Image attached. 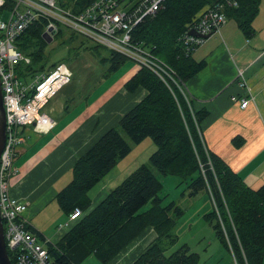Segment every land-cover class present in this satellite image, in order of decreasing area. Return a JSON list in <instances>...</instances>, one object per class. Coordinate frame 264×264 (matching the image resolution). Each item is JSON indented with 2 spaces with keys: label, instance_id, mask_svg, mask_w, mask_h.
<instances>
[{
  "label": "trees",
  "instance_id": "trees-1",
  "mask_svg": "<svg viewBox=\"0 0 264 264\" xmlns=\"http://www.w3.org/2000/svg\"><path fill=\"white\" fill-rule=\"evenodd\" d=\"M91 1L80 0L81 7ZM215 1L165 0L155 16L145 18L134 27L133 41L169 65L176 73L175 81L165 82L142 67L124 83L128 91L143 87L147 95L123 115L119 130L109 129L75 161L72 179L57 193V203L66 212L75 207L86 209L90 206L87 192L118 159L129 153L131 143L150 137L155 150L148 157L149 165H138L74 223L56 243V248L50 247L56 264H79L90 255L106 263L146 226L154 228L157 238L130 264H197L198 254L190 252L186 245L164 254L174 242L170 231L182 209L174 202L163 205L159 196L161 183L153 170L187 181L190 196L204 190L212 202V210L205 219L235 263L263 264L264 184L257 190L249 188L205 148L199 124L206 111L194 110L182 90V84L201 70L205 62L193 59L178 37L201 7ZM237 1V7L225 9L226 16L234 18L243 34L250 38L254 34L251 21L258 11L259 0ZM43 30L44 24L36 23L16 40L17 47L30 59L29 63L22 64L20 72H25L22 75L50 69L61 62L45 68ZM126 59L111 50L108 69L117 70ZM147 203L149 207L141 210ZM10 259L14 264L11 255Z\"/></svg>",
  "mask_w": 264,
  "mask_h": 264
},
{
  "label": "crops",
  "instance_id": "crops-1",
  "mask_svg": "<svg viewBox=\"0 0 264 264\" xmlns=\"http://www.w3.org/2000/svg\"><path fill=\"white\" fill-rule=\"evenodd\" d=\"M251 25L254 34L247 38L235 19L227 18L220 34H211L195 47L192 58L203 60L205 64L182 84V90L194 110L206 111L199 124L205 148L249 188L257 190L264 184V0H259L258 11ZM238 69H243L247 87L237 83ZM70 70L75 77L72 76L42 109L54 120L53 126L44 132L35 130L33 125L19 127L24 141L17 147L10 178L12 193L28 203L25 217L32 231L55 242V245L69 231L59 227L72 212H66L59 206L56 195L72 179L75 161L104 133L115 128L123 115L147 95L143 87L130 92L124 86L137 72L136 66L115 78V81L106 80L104 88L98 82L90 88V82H86L78 71ZM98 90L100 92L92 96ZM233 96L237 97L236 100H232ZM242 97L248 99L244 108L239 105V98ZM107 174L87 192L90 199L87 208L90 210L114 188L109 185L115 182L108 178L93 191ZM91 195L97 202H93ZM198 196H201L199 202L205 204L198 205L199 211L194 213V218L183 224L188 225L190 237L195 227H206L205 215L212 210L208 194L203 190L192 197L196 199ZM183 213L182 210L178 217ZM156 238L154 228L146 226L111 260L98 264H130ZM182 244L192 251L190 245ZM216 247L214 245V250L208 252L210 256L216 257L218 250L222 253ZM198 256V262L201 259V263L207 261L201 254ZM91 257L95 256L90 255L79 264Z\"/></svg>",
  "mask_w": 264,
  "mask_h": 264
},
{
  "label": "built area",
  "instance_id": "built-area-1",
  "mask_svg": "<svg viewBox=\"0 0 264 264\" xmlns=\"http://www.w3.org/2000/svg\"><path fill=\"white\" fill-rule=\"evenodd\" d=\"M165 0H92L88 5L73 10L62 0H0V85L5 111V142L0 154V216L4 240L14 264H56L49 241L32 227L25 217L27 202L11 191L10 178L17 147L24 141L20 126L33 125L37 131H48L54 120L43 112L49 100L66 85L73 74L63 62L53 68L20 73L29 57L17 47V38L30 26L44 24L52 37L59 26L80 34L111 50L136 61V69L146 67L161 80L175 81V71L141 44L133 41L134 27L147 17H153L163 7ZM237 0H217L207 5L186 24L178 37L188 53L204 42V35L220 34L227 22L225 9L237 7ZM3 13L6 17L3 19ZM192 30L196 35L189 33ZM237 83L247 87L243 69L236 73ZM236 96L232 100H236ZM245 107L247 98H239ZM90 208L75 207L60 229L69 230ZM11 260V259H10ZM12 262V261H11ZM13 264V263H12Z\"/></svg>",
  "mask_w": 264,
  "mask_h": 264
},
{
  "label": "rangeland",
  "instance_id": "rangeland-1",
  "mask_svg": "<svg viewBox=\"0 0 264 264\" xmlns=\"http://www.w3.org/2000/svg\"><path fill=\"white\" fill-rule=\"evenodd\" d=\"M62 3L67 7H71L73 10H77L83 6L80 4V0H62ZM202 8L203 7L198 10L193 18L201 12ZM5 17L6 14L3 13L2 18L4 19ZM59 28L60 31L54 35L53 39L50 42H46L44 45L43 56L45 57L46 62L45 68L54 62H64L70 69L78 71V73L84 79H86V82H90L88 83L90 88L92 85L95 86L96 82L101 83L103 85L102 88H104L107 85L106 80L115 81V78L136 66L135 60L127 58L120 65V69L118 68V71L115 70L116 73L115 71H110L107 68L110 64L108 59L111 49L107 45L97 43L92 39L71 32L65 26H59ZM34 68H38V65H34ZM103 72L104 75H102ZM107 77L111 78L108 79ZM99 92L100 90L94 91L92 96H96ZM115 128L118 130L120 129L119 125H116ZM121 134L125 140L129 141L124 133L121 132ZM130 146L131 150L129 153L123 158L117 160V163L114 166L115 168L113 167L111 169V172L107 174L105 178L93 188V191H96L102 185V183L107 181L108 178H111L112 181L115 182L109 186L115 187L138 165L143 163L149 165L148 157L155 149L153 147L154 143L152 138L146 137L137 144L131 143ZM153 171L156 173L157 178L161 183L159 196L162 197L163 205L174 202L184 212L180 217L177 216L174 218L175 224L170 231L174 237V242L171 244V246H169L166 254L182 246V243H187L191 246V252L201 254L202 258H207V261L201 263V261H203V259H201L198 264H236L232 254L229 253V251H226L224 246L216 237L215 231L209 222H205L206 227L204 228L195 227L192 237H190V233L187 230L188 225H183L184 222H188L190 219L194 218V213L199 211L198 205L203 206L205 204V202L203 204L199 202L201 196L193 199V197L189 195L187 181L181 179L179 176L170 174L162 175L155 170ZM199 195H203V193H200ZM90 198L93 200V202H97L94 195H91ZM209 204L212 207V202L209 201ZM149 205L150 204L147 203L141 210L147 209ZM207 210L209 212L210 208ZM211 237L214 239L213 241H211ZM195 239L200 240L195 242ZM214 245H217V247H219V249L222 251L221 253L218 250L216 257L215 255L210 256L208 253L214 250ZM98 263L100 262L95 257L88 258L85 262H83V264Z\"/></svg>",
  "mask_w": 264,
  "mask_h": 264
},
{
  "label": "water",
  "instance_id": "water-1",
  "mask_svg": "<svg viewBox=\"0 0 264 264\" xmlns=\"http://www.w3.org/2000/svg\"><path fill=\"white\" fill-rule=\"evenodd\" d=\"M54 33H55L54 30H52L51 33L45 31L42 33V37L46 42H50L52 40L51 34ZM189 33L196 35V33L192 30H190ZM210 36L211 34L204 35L203 38L206 39ZM4 142H5V111H4L3 99H2V89L0 85V154L4 146ZM0 264H12L6 249V244L4 240V229H3L1 216H0Z\"/></svg>",
  "mask_w": 264,
  "mask_h": 264
}]
</instances>
